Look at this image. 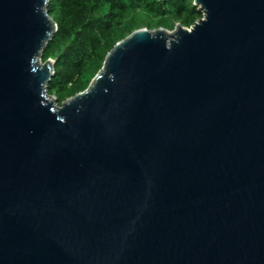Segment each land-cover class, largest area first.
<instances>
[{
  "label": "water",
  "instance_id": "water-1",
  "mask_svg": "<svg viewBox=\"0 0 264 264\" xmlns=\"http://www.w3.org/2000/svg\"><path fill=\"white\" fill-rule=\"evenodd\" d=\"M48 2L0 0V264H264V0L134 30L61 104Z\"/></svg>",
  "mask_w": 264,
  "mask_h": 264
},
{
  "label": "trees",
  "instance_id": "trees-1",
  "mask_svg": "<svg viewBox=\"0 0 264 264\" xmlns=\"http://www.w3.org/2000/svg\"><path fill=\"white\" fill-rule=\"evenodd\" d=\"M57 24L42 61L55 59L48 93L58 104L84 91L107 53L134 30L191 27L203 17L193 0H49Z\"/></svg>",
  "mask_w": 264,
  "mask_h": 264
},
{
  "label": "rangeland",
  "instance_id": "rangeland-1",
  "mask_svg": "<svg viewBox=\"0 0 264 264\" xmlns=\"http://www.w3.org/2000/svg\"><path fill=\"white\" fill-rule=\"evenodd\" d=\"M51 98L56 100V97L55 96H51ZM56 103H58V102L56 101Z\"/></svg>",
  "mask_w": 264,
  "mask_h": 264
},
{
  "label": "bare ground",
  "instance_id": "bare-ground-1",
  "mask_svg": "<svg viewBox=\"0 0 264 264\" xmlns=\"http://www.w3.org/2000/svg\"><path fill=\"white\" fill-rule=\"evenodd\" d=\"M51 99V98H50Z\"/></svg>",
  "mask_w": 264,
  "mask_h": 264
}]
</instances>
